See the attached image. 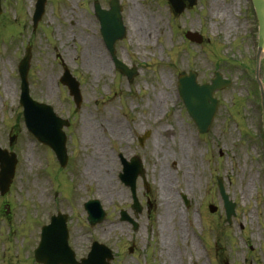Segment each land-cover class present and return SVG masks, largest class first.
Returning a JSON list of instances; mask_svg holds the SVG:
<instances>
[{
	"label": "rangeland",
	"instance_id": "obj_1",
	"mask_svg": "<svg viewBox=\"0 0 264 264\" xmlns=\"http://www.w3.org/2000/svg\"><path fill=\"white\" fill-rule=\"evenodd\" d=\"M95 1L108 8L109 0H46L44 15L33 31L36 0H1L0 148L14 153L17 164L9 191L0 195V264H35L38 234L48 225L51 211L67 217L69 245L77 260L96 241L111 250L110 264H171L167 251L177 255L175 264H264V146L254 81L252 33L255 36L257 29L250 0H197L181 15H174L166 0H119L126 37L116 44V55L129 68H137L130 82L114 70L106 52L93 13ZM132 6L152 33L146 42L131 35ZM218 9H229V16H216ZM187 31L201 34L202 43L186 40ZM27 44L32 55L27 76L31 98L51 105L70 122L64 129L65 169L23 124L17 67ZM93 44L104 64L96 68L90 64ZM63 67L80 83L79 109L59 83ZM181 71L196 72L199 83L209 82L215 71L231 80L229 87L215 93L218 108L205 135L197 133L178 98ZM258 77L264 86V58ZM165 92L168 99L157 106L156 97ZM84 121L96 126L112 157V192L105 198L97 196L96 184L84 176L93 152L89 142L84 143ZM117 122L129 142L117 140L108 130ZM145 132L149 137L140 147L137 138ZM162 151L170 158L163 159ZM119 154L126 160L140 157L149 187L146 193L141 179L137 180L143 211L135 232L119 222L120 210L133 216L130 192L118 179ZM162 168L167 170L162 178L175 199L171 211L179 213L180 235L171 221L164 233L160 231ZM216 176L223 178L236 204L230 225ZM89 199L98 200L106 212V219L94 227H89L83 209ZM209 205L217 208L214 213Z\"/></svg>",
	"mask_w": 264,
	"mask_h": 264
},
{
	"label": "water",
	"instance_id": "obj_2",
	"mask_svg": "<svg viewBox=\"0 0 264 264\" xmlns=\"http://www.w3.org/2000/svg\"><path fill=\"white\" fill-rule=\"evenodd\" d=\"M169 1L175 13H181L185 9L186 5L182 0ZM186 1L188 3V7H192L196 3V0ZM251 1L258 20V56H260L264 53V0ZM44 4V0H38L36 4V10L33 17L35 25L43 14ZM120 11L121 8L118 4V0H111L109 2V10H102L98 2L94 3V12L100 22L102 36L113 57L115 66L123 74H125L129 80H131L135 75L136 70H128L122 63L116 60L114 55V44L118 40L122 39L125 34ZM186 37L193 42H201V37L198 35L188 33ZM29 59L30 47H27L26 54L19 67L23 81L22 104L24 106V118L26 125L29 131L32 132L38 140L49 145L55 151L61 166H65L67 156L65 149V135L62 132V127L68 126V123L58 118L49 106L38 104L28 97L25 76L29 66ZM215 77L216 78L212 80L211 85L199 86L196 84V76L194 73H189L188 76L182 73L179 76L178 87L181 97L200 133L206 132L211 124L216 106V100L212 98L214 91L222 89L230 84L229 81L221 80L218 73L215 74ZM61 81L68 86L69 93L73 96L75 104L78 107L81 101L78 83L71 77L67 70H65ZM261 108L264 127L263 92L261 97ZM14 163L13 157L9 158L6 153L3 154L0 152V189L2 194L7 192L10 185L11 178L14 173ZM123 171L125 183L130 186L131 191L134 193V181L137 175H141L143 177V170L141 168L140 161L136 158L135 160H132L131 163L124 164ZM217 181L223 197L224 206L226 208L227 218L229 220L230 216L234 214V204L230 202L227 195H225L222 180L217 178ZM132 208H135L136 213H140L141 209L136 199ZM85 209L88 213V221L90 225H94L104 219V212L97 201H89L85 204ZM210 211L214 212L215 208L210 207ZM121 220L130 221L124 212L121 213ZM64 221L65 219L63 217L54 219L52 220L50 226L44 227L40 246L35 251V259L37 262L43 264H78L74 261V255L71 251H69L67 246V232ZM136 227L137 226L135 224L134 229H136ZM130 251H132V249H130ZM104 258L110 260V253L106 251L104 247L95 245L92 252L88 255V258L82 260L81 264H108L104 261Z\"/></svg>",
	"mask_w": 264,
	"mask_h": 264
},
{
	"label": "bare ground",
	"instance_id": "obj_3",
	"mask_svg": "<svg viewBox=\"0 0 264 264\" xmlns=\"http://www.w3.org/2000/svg\"><path fill=\"white\" fill-rule=\"evenodd\" d=\"M132 8V9H131ZM216 16H221L222 18L226 17L227 14L229 16V9L221 10L218 9L217 13H215ZM128 22L130 23L131 27V35L133 38H137L139 41L146 42L148 39L151 38V31L148 29L147 22L139 16L136 11L133 9V6L130 7V14L128 18ZM228 23V22H227ZM89 52L91 53L90 58V64H92L95 68L100 67L103 64V60L101 59L100 52L95 49L94 44L90 45ZM164 80L161 82L160 85H164ZM50 89V87H49ZM9 88L5 85L4 91L7 93ZM166 92L163 96V94H160L156 97V105L158 106L160 103H163L167 100ZM111 128H108V130L112 131L114 133V137L117 140L129 142L128 140V134L118 122L114 123L110 126ZM83 135H84V143H88L92 146L93 152H92V158L87 161V167L84 171L85 179L89 182H93L97 186V196L100 198H105L110 191V185L112 184V179L110 177L111 172V155L106 153L104 146L102 144V139L98 137L96 132V126L88 121H84V128H83ZM184 151V144H181V152ZM163 159L170 158L168 154L163 152ZM167 170L162 168L160 170V205L163 208V215L160 218L161 220V226L160 231L164 233L166 231L165 224L168 221H171L175 227H177V235H180L182 233V230H180V223H178V211H171V207L174 206L176 208L175 199L173 198V193L168 188L167 185V179L162 178L163 176L166 177ZM170 207V208H169ZM168 236L165 235L162 237V243L161 247L165 246L166 240ZM193 247V244H192ZM167 259L170 261L171 264H175L177 260V255L167 251L166 253Z\"/></svg>",
	"mask_w": 264,
	"mask_h": 264
}]
</instances>
